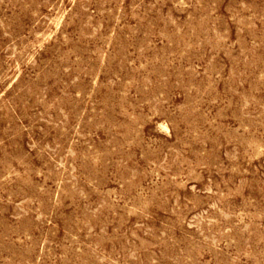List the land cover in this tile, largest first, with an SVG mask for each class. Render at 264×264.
<instances>
[{"label":"rangeland","instance_id":"obj_1","mask_svg":"<svg viewBox=\"0 0 264 264\" xmlns=\"http://www.w3.org/2000/svg\"><path fill=\"white\" fill-rule=\"evenodd\" d=\"M0 264H264V0H0Z\"/></svg>","mask_w":264,"mask_h":264}]
</instances>
